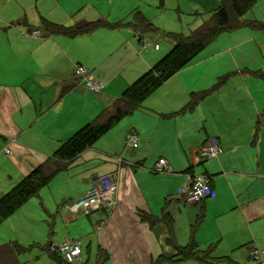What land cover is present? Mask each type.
Returning a JSON list of instances; mask_svg holds the SVG:
<instances>
[{
  "label": "crops",
  "instance_id": "1",
  "mask_svg": "<svg viewBox=\"0 0 264 264\" xmlns=\"http://www.w3.org/2000/svg\"><path fill=\"white\" fill-rule=\"evenodd\" d=\"M152 4L151 0H0V198L63 142L111 109L126 89L171 50L168 33L146 15ZM136 10L154 24L149 33L135 29L132 14ZM45 19L64 26L100 19L128 24L71 37L50 34L43 26ZM161 37L164 46L159 43ZM256 38L264 43V33ZM238 47L199 53L146 97L133 111L145 120L127 132L135 130L139 135V147L131 148L137 150L134 156L98 152L95 143L20 206L16 212L29 203L48 208L43 218H48L49 241L36 240V245L78 239L82 255L76 264H161L167 259L171 264L180 248L201 244L199 232L195 240L187 223L185 233L175 232L178 216L191 222L200 210L203 221L219 230L211 242H205L214 247V256L219 257L216 253L222 250L223 257L229 258L232 251L227 245L245 248L246 257L250 248L264 250V51L256 48L257 58H250L251 51ZM121 53L123 65L134 60L125 67L113 64ZM75 64L91 69L102 88L90 90L76 79ZM208 90L193 109L180 112L193 93ZM171 132L177 142L169 151H158L157 139ZM211 137L218 138L222 153L205 166L208 160H202L198 151ZM163 157L168 159L170 173L157 174L155 165ZM92 160L98 163L84 171L87 184L78 191L56 196L50 190L54 178L73 165L86 167ZM201 164L203 173L211 177L214 196L189 206L182 200L181 189L189 175L200 174L194 168ZM109 174L118 184L115 205L93 211L80 222L81 213L72 208L73 201L98 177ZM91 215L93 221L87 219ZM59 216L69 228L78 225L80 232L73 235L67 229L60 236L55 226ZM5 220L0 224V264H27L22 256L27 249L13 236L3 239ZM43 251L51 255L49 264H57L47 248Z\"/></svg>",
  "mask_w": 264,
  "mask_h": 264
},
{
  "label": "rangeland",
  "instance_id": "2",
  "mask_svg": "<svg viewBox=\"0 0 264 264\" xmlns=\"http://www.w3.org/2000/svg\"><path fill=\"white\" fill-rule=\"evenodd\" d=\"M151 1L155 4H152L148 8V10H146V15L155 24V26L160 28V30L164 31L165 33L174 32V33H181L182 35H189L192 30L197 29L204 21L212 26L214 22H209V19L213 18L214 11L218 7L217 5L221 4L224 0H209V2L204 5H197L195 2H192L190 0H166V1L151 0ZM233 18L234 19H232V22L236 23L237 19L235 17ZM242 19L246 21H256L259 23H264V0H259L258 2H256L254 7L250 9ZM135 29L137 30V32L147 34L151 31L152 28L150 26L147 27L145 25H141V27L135 26ZM261 33H264V31L249 26H243L240 28L238 27L232 31H223L213 42L207 45L200 53H207V52L212 53V51L217 49L239 46L238 50L242 49L241 51L244 52L251 51L250 53H253V55L250 56V58H257L256 48H260L264 51L263 38H256V36ZM164 39L165 38L163 37L159 39V43L161 46H164V44H166V41ZM165 52L166 50L162 48L161 53H165ZM122 54L123 53L118 54L112 63L117 64L118 66L123 65V62L125 61V56ZM133 60L134 59L132 57L128 62H126L123 65V67H125L127 63ZM76 79L82 81L79 78ZM142 118L143 120H145V118L143 116L141 117V115H139L138 113L133 112L129 114L124 119H122L118 124H116L110 131H107L100 137V139L96 142L94 146L95 149H97L98 152L105 151L104 152L105 154H110V155L134 156L137 150L135 151L127 146L126 134L129 128L131 127V125L136 124L138 121L140 122ZM174 141L177 142V140H175V137H173L172 132L169 135L159 137L157 139L158 151H166V150L169 151V148L173 146ZM112 149H116L117 152L111 154L109 151ZM209 162L210 160H208L205 163V166ZM97 163L98 161L92 160L89 162V164L86 167H81L79 169L78 167L73 165L68 172H64L62 175H59L52 180V182L50 183L51 186L50 190H53L56 196L59 195L58 192H62V191H71L72 193L78 191L82 186V184L86 183L85 181L86 175L83 174L84 171L88 167H92ZM194 170L196 171V173L205 172V168L203 164L195 167ZM156 173L166 174L170 172H156ZM177 197L178 194L174 196V198ZM57 205H60V203H58ZM189 206H193V205L189 204ZM45 208L43 207L35 208L31 203H29L28 205L23 207V209L20 210L21 212L15 211L8 219H6L7 221L5 220V223L3 225L5 226L4 227L5 232L2 230V232L4 233L3 239L8 238L9 236H13L15 238L14 240L18 241L17 242L18 244L22 245L24 248L27 249L26 251L27 253L22 254L23 260H28L27 264H49L50 262L51 255H49L46 251H43L44 248H47L49 252V247H50L49 242H45L44 244L40 242L41 243V244L39 243L40 245H36L35 242L36 240L42 242L49 241L47 240V238L50 237V233H49V228L46 225L47 224L46 219L48 220V218L45 219L43 218L46 217V214L48 213L47 206ZM55 211L59 212L58 209H56ZM197 213L198 215H195L193 221L191 222H186L188 220H186L185 217L178 216L179 219V222L177 224L178 230H175V232H177L176 234L185 233L186 232L185 224L187 223L189 225V229L191 230L190 232L194 233L195 240H196V235H198L199 232L201 244H197L198 242L196 241L197 242L196 247H198L197 245H200V247L198 248H200L201 250L214 249V247L207 246L205 242H211L212 237H214L215 235H217V233H219L218 227L216 228L215 224H211L210 221H207L205 223L203 221L204 219L203 214L200 210ZM86 216H87L86 214L81 213L79 216L80 222L82 221V218H86ZM92 216L93 215L89 216L87 219L93 221ZM63 223H65V225ZM55 226L60 236H64L65 234H67L68 233L67 229L68 231L72 230L73 235H77L81 230V228L75 224H73L69 228L66 221L65 220L62 221L61 216L57 217ZM223 245L224 244H221V246ZM226 248L229 251H232L229 257L231 262L237 264H258L255 261L247 259L248 256L246 257L245 248L243 247L230 248V245H227ZM39 249L42 251H40ZM185 252L189 254V257H193V258H197L198 256L201 255V253H198V251L195 250L194 251L186 250ZM212 254L214 253L212 252ZM216 254L219 257L224 256L222 250H219ZM180 257L181 256L172 257L175 260L171 259L172 261L171 264H198L192 258H188L185 260H178ZM167 261L168 262H162L161 264H168L170 262V260L168 259Z\"/></svg>",
  "mask_w": 264,
  "mask_h": 264
},
{
  "label": "trees",
  "instance_id": "3",
  "mask_svg": "<svg viewBox=\"0 0 264 264\" xmlns=\"http://www.w3.org/2000/svg\"><path fill=\"white\" fill-rule=\"evenodd\" d=\"M256 1L258 0H224L215 9L213 18L209 19V22H214L212 26L204 21L197 29L192 30L189 35L169 32L167 37L173 42V46L164 57L126 89L123 97L111 109L100 115L98 119L86 124L63 142L48 160L22 178L18 184L0 198V224L26 201L36 196L40 189L65 164L73 161L82 152L94 145L105 132L112 129L124 117L140 107L146 97L173 74L191 64L195 57L213 42L221 32L232 31L243 26L255 27L264 31V23L242 19ZM232 16L237 19H235L236 23L232 22V19H234ZM132 17L136 27H141V25L154 27V24L139 10L134 11ZM127 24V21L123 22L122 20L110 23L105 19H100L64 26L46 19L43 21L45 30L50 34H66L71 37L88 34L101 27L119 28ZM262 77H264V71L262 72ZM210 91L208 90L201 94L193 93L190 102L180 112L193 109L202 97H205ZM186 250H195L201 255L203 253V255L197 258L189 257V254L185 252ZM212 252V249L200 250L195 244H189L180 248L178 254L172 257L192 258L198 264H237L227 260L229 259L228 257H216ZM52 257L57 264H68L56 253H52Z\"/></svg>",
  "mask_w": 264,
  "mask_h": 264
},
{
  "label": "built area",
  "instance_id": "4",
  "mask_svg": "<svg viewBox=\"0 0 264 264\" xmlns=\"http://www.w3.org/2000/svg\"><path fill=\"white\" fill-rule=\"evenodd\" d=\"M37 35L38 32L34 31ZM159 48V44L155 45ZM75 78H79L91 90L98 91L102 84L92 77V70L81 64H75L73 69ZM127 146L137 149L140 144L138 133L134 130L127 134ZM10 152L9 148L5 149ZM199 154L202 160H208L217 157L222 153V148L217 137H211L205 141L199 148ZM155 172H169L170 167L165 158H161L155 165ZM118 184L113 175H104L97 178L93 186L82 196L73 201L72 208L83 214H90L96 210H107L116 203V192ZM182 200L186 204H197L214 196V189L211 184V177L207 174H191L188 177V183L181 189ZM50 253H56L68 264H76L82 255V244L78 239H66L59 243H50ZM249 259L260 264H264V250L254 248L249 249Z\"/></svg>",
  "mask_w": 264,
  "mask_h": 264
}]
</instances>
